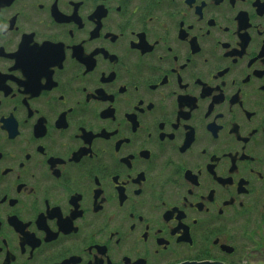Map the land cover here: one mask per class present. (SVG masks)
<instances>
[{"label": "flooded vegetation", "instance_id": "flooded-vegetation-1", "mask_svg": "<svg viewBox=\"0 0 264 264\" xmlns=\"http://www.w3.org/2000/svg\"><path fill=\"white\" fill-rule=\"evenodd\" d=\"M0 264H264V0H0Z\"/></svg>", "mask_w": 264, "mask_h": 264}]
</instances>
